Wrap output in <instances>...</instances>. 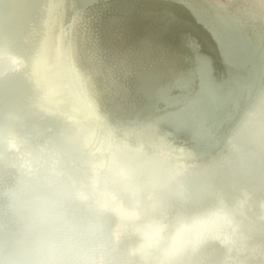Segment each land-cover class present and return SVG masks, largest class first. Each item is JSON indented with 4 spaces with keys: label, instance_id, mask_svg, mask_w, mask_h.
Returning <instances> with one entry per match:
<instances>
[{
    "label": "water",
    "instance_id": "95a60500",
    "mask_svg": "<svg viewBox=\"0 0 264 264\" xmlns=\"http://www.w3.org/2000/svg\"><path fill=\"white\" fill-rule=\"evenodd\" d=\"M75 3L81 10L64 29L68 56L75 69L89 70L99 104L105 100L113 116L106 127L94 98L80 122L57 103L38 105L41 88L26 59L39 38L33 46L26 38V26L43 17L31 12L38 0H0V264H27L34 258L27 237L71 236L82 218L99 224L84 257L98 264H169L161 256L172 225L209 218H227L244 238L231 245L206 239L180 264H264L259 14L220 0ZM68 11L65 5L64 19ZM95 12L97 31L111 37L114 30L116 42L100 40L121 49L115 66L86 58L81 22L92 24ZM174 140L182 153L161 151ZM155 222L162 238L147 244L142 224Z\"/></svg>",
    "mask_w": 264,
    "mask_h": 264
},
{
    "label": "bare ground",
    "instance_id": "6f19581e",
    "mask_svg": "<svg viewBox=\"0 0 264 264\" xmlns=\"http://www.w3.org/2000/svg\"><path fill=\"white\" fill-rule=\"evenodd\" d=\"M226 6L233 9H242L245 6L252 7L257 14L260 16L259 24L264 28V0H220ZM41 2L43 5H41ZM75 0H38V4L33 7L32 13L41 14L42 18H35L33 21L36 22L32 28L29 29L26 26V32L29 33V36L26 37L28 43L33 46L35 43L33 40L34 36L39 33V38L37 40L36 46L30 51L29 58L31 61V67L28 70V75L35 79L40 88H41V97L38 105L44 107L54 108L57 103L59 106H62L66 110V118L82 121L87 118V115L91 114V111L85 109L83 106L86 103V100L94 98L98 109L104 105V110L99 111L104 116V127L112 125L113 119L111 112L107 109V104L103 100L99 104V98L96 96V93L92 90L88 80V73L84 70H77L75 60H70L68 56V44L67 39L65 38L64 29L68 28L66 24L70 22V19L77 17L78 13L81 10V6L75 5ZM135 4H140L139 1H135ZM247 4V5H246ZM65 5L68 7V13L74 11L75 14L68 16L66 18L62 17V8H65ZM153 8V7H152ZM73 9V10H72ZM101 10H98L99 13ZM91 13L90 18L92 24L88 20H82V27L85 29L86 34V45L84 52L88 60H94L91 58H96L97 63L103 65H113L117 64L120 59L121 50L119 47L112 46V50L109 49L108 44L101 43L100 38H111L115 41L114 30L112 31L111 37L102 30L101 32L97 31V16L99 14ZM97 14V15H94ZM143 16L141 13H137V16ZM104 17V15H101ZM65 21H63V19ZM152 27V25H150ZM154 27H152L153 29ZM125 29V28H124ZM143 27L137 31H141ZM30 30V32H29ZM38 32V33H37ZM132 30L129 29V33ZM125 33L127 30L125 29ZM148 34V33H147ZM33 40V43H32ZM116 42V41H115ZM116 45V44H115ZM163 47H168L165 44ZM119 50H118V49ZM111 50V51H110ZM109 53V54H108ZM157 53V52H155ZM89 54V55H88ZM88 55V57H87ZM110 61V62H109ZM85 66V62H81ZM89 98V99H87ZM90 113V114H89ZM109 114V115H108ZM105 115L108 117H105ZM95 118L98 119L95 114ZM72 122V121H70ZM115 125H118L115 123ZM105 130H103L104 132ZM136 135V133H132ZM132 135V136H133ZM139 140V137H135ZM141 142V140H140ZM162 145L166 149H162V152H173L174 154H180L184 151L183 146L180 144L177 145V142H163ZM155 145H159L160 150V140H155ZM119 215L125 214L127 217H131L134 214L132 211L124 213L121 208H116L115 210ZM124 216V215H123ZM177 220L176 218L169 219L167 223ZM146 223V222H145ZM142 224L144 228V237L145 243L151 244L156 243L159 238V235L163 234L162 224L159 223H150ZM145 224V225H144ZM183 224V223H181ZM181 224L172 225V234L169 236V249L163 253L161 256V261L169 264H180L183 262L189 254L197 249L206 239L214 238L219 239V241L224 242L225 244H233V242L241 241L244 237L241 235L240 231L226 218V221L219 220L217 218L204 219L200 222L190 223L184 227H180ZM202 241V242H201ZM209 253V252H208ZM212 253V251H211ZM150 255L149 253H147Z\"/></svg>",
    "mask_w": 264,
    "mask_h": 264
},
{
    "label": "clouds",
    "instance_id": "9594fccd",
    "mask_svg": "<svg viewBox=\"0 0 264 264\" xmlns=\"http://www.w3.org/2000/svg\"><path fill=\"white\" fill-rule=\"evenodd\" d=\"M98 228L95 221L82 218L71 236L54 237L45 231L32 234L24 242L25 251L34 256L27 264H98L84 258L94 251Z\"/></svg>",
    "mask_w": 264,
    "mask_h": 264
}]
</instances>
